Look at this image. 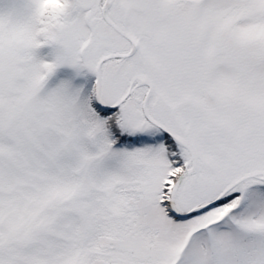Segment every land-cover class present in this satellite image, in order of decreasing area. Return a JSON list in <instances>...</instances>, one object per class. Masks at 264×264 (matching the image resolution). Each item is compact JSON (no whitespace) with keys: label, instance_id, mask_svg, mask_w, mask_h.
<instances>
[{"label":"snow or ice","instance_id":"snow-or-ice-1","mask_svg":"<svg viewBox=\"0 0 264 264\" xmlns=\"http://www.w3.org/2000/svg\"><path fill=\"white\" fill-rule=\"evenodd\" d=\"M0 264H264V0H4Z\"/></svg>","mask_w":264,"mask_h":264},{"label":"rangeland","instance_id":"rangeland-1","mask_svg":"<svg viewBox=\"0 0 264 264\" xmlns=\"http://www.w3.org/2000/svg\"><path fill=\"white\" fill-rule=\"evenodd\" d=\"M4 2V0H0V4H2ZM70 72V70L68 69H61L60 70V74L64 75V74H68Z\"/></svg>","mask_w":264,"mask_h":264}]
</instances>
